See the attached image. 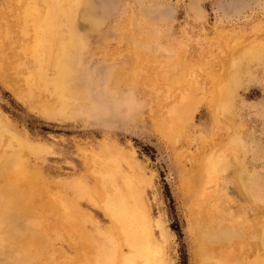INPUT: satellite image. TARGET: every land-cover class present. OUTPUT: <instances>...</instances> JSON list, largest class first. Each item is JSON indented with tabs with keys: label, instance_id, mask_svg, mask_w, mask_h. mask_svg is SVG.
I'll return each mask as SVG.
<instances>
[{
	"label": "rangeland",
	"instance_id": "obj_1",
	"mask_svg": "<svg viewBox=\"0 0 264 264\" xmlns=\"http://www.w3.org/2000/svg\"><path fill=\"white\" fill-rule=\"evenodd\" d=\"M22 1L0 0V29L8 27L12 46L20 30L15 7ZM88 4L93 23L89 29L79 28L74 48L78 79L73 82V117L42 116L29 108L31 98L19 100L0 79V115L9 125V131H2L0 149H16V137L10 133L32 144L33 149H19V155L30 161L21 169L12 156L5 162H13L9 171L25 179L29 189L30 220L25 225L41 231L49 242L44 251L29 243L20 245L11 238L21 223L12 224L8 233L0 235V264H88L96 259L108 264L106 258L117 264L125 249L103 213L104 190L97 173L109 156L119 171L136 178L167 264H181L182 254L186 264L198 263V229L205 218L197 214L215 204L223 211L230 234L213 242L215 250L203 263L222 259L230 264H264L260 246L264 0H89ZM15 48L7 50L9 75L12 83L20 84L24 73L15 64L20 57ZM236 59H240L238 68L232 65ZM228 76L233 77L228 80ZM230 84L225 111L219 88ZM178 115L180 120H175ZM12 180L17 186L24 182ZM57 189L66 204L61 208L55 201L57 208L44 207ZM72 207L73 220L68 218L66 224L60 215ZM1 212L4 217L15 215L12 207ZM173 222L181 235L172 228ZM97 226L105 233H98ZM109 232L117 256H112L113 243L107 242ZM100 245L107 251L97 254Z\"/></svg>",
	"mask_w": 264,
	"mask_h": 264
},
{
	"label": "bare ground",
	"instance_id": "obj_2",
	"mask_svg": "<svg viewBox=\"0 0 264 264\" xmlns=\"http://www.w3.org/2000/svg\"><path fill=\"white\" fill-rule=\"evenodd\" d=\"M88 3L89 0H23L21 3H17L16 5L18 6L15 7V10H18L20 13L19 19L16 22V25L20 30L17 31L13 46V41L11 42L12 37L9 34L8 27L4 25V28L2 29L1 27L0 29L1 82L19 100L26 102L27 99L31 98L30 100H28L29 108L36 109V111L44 117L60 120L63 118L73 117V82L78 79L76 57V54L78 53L74 48L78 44L80 30L79 28L83 27L84 29H89V27L93 23V17L92 15H90ZM9 47L11 49H14V47H16L20 50H14L16 56L20 55V57L17 58L16 56H14L16 58L15 64L19 68H21V71L24 73V76L22 75L23 79H21L22 81L20 82V84L12 83V78L9 75V63L11 62V54H9L10 56H7V50L9 49ZM239 60L240 59H236L232 62V65L235 68H238ZM14 73L16 72H13V74ZM229 76L228 80L231 79L234 75L232 77ZM227 87L231 88V84L226 86V88H224L223 90L219 88L218 94L219 100L221 99L220 107L225 109V111L229 110L228 103L225 102L229 100L231 96V89L229 90ZM81 98H83V96H81ZM169 114L171 115V113ZM180 117L181 115H178V118L176 117L175 120H180ZM5 130L6 132L9 131V125L7 120L0 115V145H3L2 143H4L2 141L3 138L1 139V135L3 133L2 131ZM10 134L13 137H16V149L13 148L10 151L4 150V148V151L0 149V235L3 233H8L11 230L10 227L13 226L12 224L21 223L20 227H18L19 230L14 232L15 234H12L11 239L15 240L17 243H20V245L29 243V245H34V247L36 246L38 249L44 251L46 250L47 244L49 243L47 237H45V234H41V231H31L29 224L28 226L27 224L25 225L26 220H30L29 212L27 211V208H29L28 201L30 200L28 199L29 189L24 186L26 184V182L24 181L25 179L17 177L18 175L13 177L11 174L13 171H9L11 165L13 164V162L15 163V161L17 163L18 170L19 168H22L21 165L23 166V163L24 165L25 162L29 163L30 161H28V158L26 160V157L24 155H21V153L19 155V149H23V147L25 146L29 147L30 149H33V147L32 144L27 140L20 139L13 133ZM4 140L6 141L7 139L4 138ZM12 143L10 144L12 145ZM118 153L119 152L114 154H116L117 156ZM7 156H9V158L12 156L13 158V162H10V164H8L7 161L5 162V158ZM199 162H201V160ZM211 162L213 161L211 160ZM217 164L218 163H214V167H216ZM208 166L210 167L211 165L209 164ZM210 168L214 169L213 167ZM135 170L136 168L133 170V172ZM207 170V172H209L210 169ZM97 173L101 178L102 187L104 190V199L103 204L101 205L104 211L103 213H105V215L111 219L112 232H117L121 236V247L122 249H125V251L122 250L123 254L119 255L116 244L109 241L111 236H113L109 232L107 235V242L113 243V246H111L112 256H117V254L119 255L117 264H167L165 260V252L161 244L155 238V230L151 225L149 213L146 206L143 204L144 202L141 200L139 191L137 190L138 185H135L136 178H134V176L130 175L129 173L119 171V168H117L112 156L105 157L104 162L99 167V171H97ZM138 174H140V172ZM243 174L244 173H242L241 175ZM118 177L120 178L119 180L116 179ZM11 178H15V182L19 180H22L24 182L22 183L20 181L22 184L17 186L13 183L14 180H12ZM242 183L243 182H241L240 184ZM76 185H78V183ZM71 187H73V184H71ZM183 187L185 188V186ZM32 188L34 189V187ZM77 188V190L81 189V187ZM19 191L25 193L23 195H19L17 194V192ZM35 191L36 190L32 191V193H34ZM244 191H247L246 187H244ZM59 194H61V192L57 189V191L49 196L50 199L48 198V201L44 203V207L48 209L52 208L53 210V208L57 206L55 205V201H57L58 205L62 208V206L66 204L67 200L62 198ZM81 194L87 195L88 192L82 190ZM87 196L90 197V195ZM201 200H203L202 197ZM9 207H12L14 209L15 215L4 217L2 214L3 212L1 211L2 209H8ZM70 207L71 206H69V208ZM205 210L201 208L199 209V212L197 214L198 216L201 214L205 218V221L203 223L204 225L199 226L198 229L200 230L201 234V242L198 244V246H196L195 259L196 261H198L197 264H204L203 259L211 256L210 253L215 250L212 249L214 247L213 242L218 241L224 236L230 234V232L226 230L227 228L224 226L225 219L222 215L223 211L221 212L216 204L208 207ZM60 217L63 218H60V220H62L63 222L66 221L65 223L68 224V218L73 220V207L72 209L67 210L63 214H61ZM63 222L60 224L66 225ZM66 226H64V228ZM67 227L68 229L70 228V226ZM70 230L71 229H69V231ZM96 231L100 234L105 233L99 226L96 227ZM81 232L83 231L81 230ZM261 233L262 239L260 241V246L262 247V249H264V231ZM55 237H57V235ZM105 247V245H100L97 249V254H99L101 250L106 252L107 249L105 250ZM103 261L108 264H111L113 262L110 258H106ZM261 263H264V261H262ZM88 264H100V261L96 259L94 262H89ZM207 264L230 263H228L227 261L222 262L221 259V261L209 260V263Z\"/></svg>",
	"mask_w": 264,
	"mask_h": 264
},
{
	"label": "trees",
	"instance_id": "obj_3",
	"mask_svg": "<svg viewBox=\"0 0 264 264\" xmlns=\"http://www.w3.org/2000/svg\"><path fill=\"white\" fill-rule=\"evenodd\" d=\"M165 189H166L165 194L169 198V201L171 202L170 206H171V208L173 210V200H172V197H171V195H170V193H169V191L167 189V185H165ZM171 226L177 232L178 235H181V233L179 232V228H178L176 222H173ZM181 264H186V255L185 254L184 255L182 254Z\"/></svg>",
	"mask_w": 264,
	"mask_h": 264
}]
</instances>
